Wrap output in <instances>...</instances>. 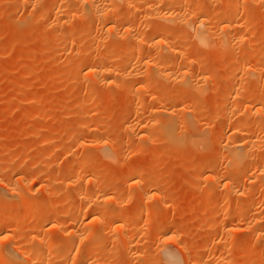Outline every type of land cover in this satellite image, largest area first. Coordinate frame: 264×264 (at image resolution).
<instances>
[{"label": "rangeland", "instance_id": "obj_1", "mask_svg": "<svg viewBox=\"0 0 264 264\" xmlns=\"http://www.w3.org/2000/svg\"><path fill=\"white\" fill-rule=\"evenodd\" d=\"M78 1L0 0V264H264V0Z\"/></svg>", "mask_w": 264, "mask_h": 264}, {"label": "bare ground", "instance_id": "obj_2", "mask_svg": "<svg viewBox=\"0 0 264 264\" xmlns=\"http://www.w3.org/2000/svg\"><path fill=\"white\" fill-rule=\"evenodd\" d=\"M74 1H76V0H74ZM78 1V0H77ZM79 1H82V2H84V3H86L88 6H89V9H88V11H89V13L90 14H92V15H94V16H97L98 18H102V17H99V15L101 16V13H102V10H100L99 8H97V7H95V2H96V0H79ZM78 1V2H79ZM105 1H107V0H105ZM110 1V0H109ZM108 1V2H109ZM111 1H114V2H116L115 0H111ZM122 1H124V0H122ZM126 1V3H130L131 2V0H125ZM118 2H120V1H118ZM132 2H133V0H132ZM236 1H234L233 2V4L231 3V7H233L234 8V6L236 5V3H235ZM107 3V2H106ZM62 6H63V4H61ZM117 5V2H116V4H115V6ZM102 15H103V13H102ZM105 15V14H104ZM96 17V18H97ZM116 20V19H115ZM204 22V21H203ZM189 25V24H188ZM204 26V23H201V24H198L197 25V27H196V29H197V36H199L198 38H200V39H202V41H203V39H205V38H203L204 37V33L201 31V28ZM76 57V56H75ZM95 63H97V62H95ZM99 63V62H98ZM88 63H86L84 66H86ZM91 65H92V63H91ZM90 65V63H89V65H87V67H85V68H88V69H90V71H91V73H102L103 75H105V79H106V77H111L112 75H115V73H116V71L118 70V69H116V68H114V69H107V70H103L102 68V70L101 69H99L100 67H102V66H99L100 64H96V66L94 67L93 65H95L94 63H93V65L91 66ZM101 65H102V63H101ZM83 66V67H84ZM89 66V67H88ZM98 66V67H97ZM81 72H82V70H81ZM81 72L79 71V72H73L74 74H72V78L74 79V78H77L78 76H81L80 74H81ZM99 73V74H100ZM98 74V75H99ZM101 74V75H102ZM97 75V74H96ZM95 75V76H96ZM107 78V79H108ZM138 92L139 91H137V94H138ZM143 92V91H142ZM141 92V94H143ZM166 92H165V90L164 91H162V92H159L158 93V95L157 96H160V97H163L164 96V94H165ZM148 95V94H147ZM262 95H264V94H262ZM262 95H260V96H262ZM155 95H152V94H149L148 95V99L149 100H155V97H154ZM260 98V97H259ZM262 99H263V97H262ZM261 99V100H262ZM257 124L258 123H261L260 121H258V122H256ZM255 123V124H256ZM256 124V126H258V125H260V126H258V127H261L262 128V124H258L257 125ZM247 137L246 136H244V134H243V137H242V140L240 141V142H237V144H235L234 146L231 144V146L230 145H228L227 147L229 148V152H230V154H228V155H230L229 156V161H230V164H232V167H233V169H231V170H234V169H238L240 166H239V164H240V162H244L243 160L247 157V152H248V155H249V151L250 150H248V148H249V146L252 144V143H249L248 141H247ZM98 141V140H97ZM99 144H100V141H99ZM103 143H101V145H102ZM105 145L106 144H104L103 145V147L102 146H100L101 148H105L106 150H108V147H105ZM98 146V145H97ZM226 147V148H227ZM105 149H102V150H105ZM105 152H109V151H105ZM104 152V153H105ZM110 154V153H109ZM104 155H106V154H104ZM110 156V155H109ZM249 157V156H248ZM244 158V159H243ZM263 161H264V158H263ZM227 162H228V160H227ZM229 164L227 163V166H228ZM230 166V168H231V165H229ZM229 168V167H228ZM233 172V171H232ZM78 175V174H77ZM219 175V174H218ZM263 175V177H264V173L262 174ZM215 176H217V175H215ZM122 177V176H121ZM214 177V176H213ZM218 178H219V176H217ZM214 178H216V177H214ZM213 178V179H214ZM217 178V179H218ZM217 179H215V181L217 180ZM264 179V178H263ZM137 183H140V181L138 180V181H136ZM73 183V182H72ZM73 185V184H72ZM8 189V188H7ZM8 192H10L9 190H8ZM54 191H52L51 193H53ZM79 192H81V191H79ZM48 193V192H47ZM78 193V192H77ZM11 194V193H10ZM13 194V193H12ZM16 194V193H15ZM19 194H21V193H19ZM81 194H83L82 192L81 193H79V195L77 194V198H76V202L74 203V209L75 208H77V209H82V207H84V206H86V203L88 202V200H89V203H92V202H94L93 203V205L95 204V202H96V200H94V199H92V198H87L86 196H82ZM86 195V194H85ZM9 196V195H8ZM16 196H18V194L16 195ZM20 196V195H19ZM89 196V195H88ZM116 196V195H115ZM209 196H211V195H209ZM10 197H12L11 195H10ZM90 197V196H89ZM94 197V196H93ZM116 198H117V196H116ZM10 199V198H9ZM110 200V201H113V199H114V197L112 198H107V200ZM116 200V199H115ZM118 200V199H117ZM97 201H99V200H97ZM106 201V200H105ZM88 204V203H87ZM96 205H98L97 203H96ZM131 205V204H130ZM88 206V205H87ZM97 207V206H96ZM129 207L130 206H128L127 207V209H129ZM142 207V206H141ZM76 210V209H75ZM104 213H106V210H105V212ZM123 213V210L122 211H118L117 212V216H119V215H121ZM74 220H75V218H74ZM6 221V220H5ZM76 221H77V219H76ZM75 221V222H76ZM81 221V220H80ZM100 223V222H99ZM2 224V223H1ZM0 224V225H1ZM74 224V223H73ZM3 226V225H2ZM57 226H59V223L57 224V223H55V224H52L51 225V227H52V229H57L58 227ZM59 227H61V226H59ZM92 227V226H91ZM91 227H89V229H91ZM124 228V227H123ZM134 228V227H133ZM2 229H5V228H2L1 226H0V233L2 232H4ZM121 229V228H120ZM173 229V228H172ZM88 230V228L86 229V231ZM123 230V229H122ZM121 230V231H122ZM120 231V232H121ZM68 232H69V230H68ZM67 232V233H68ZM90 232V231H89ZM66 233V234H67ZM87 233H88V231H87ZM65 234V233H64ZM92 234V233H91ZM1 235V234H0ZM6 236H7V234H5ZM82 235V234H81ZM86 235V234H85ZM85 235H83V236H85ZM88 235V234H87ZM94 235V234H93ZM104 235V234H103ZM2 236V235H1ZM66 236V235H65ZM91 236V235H90ZM24 237V236H23ZM86 237V236H85ZM98 237V236H97ZM99 237H100V235H99ZM6 238H8V236L6 237ZM88 238V237H87ZM252 238V237H251ZM255 239V238H254ZM258 240V239H257ZM48 244H50V243H48ZM46 245L47 246V248L49 247L50 248V245ZM43 248V247H42ZM48 248V249H49ZM45 248H43V250H44ZM162 249V248H161ZM141 250V249H140ZM143 250V249H142ZM8 252H10V251H8ZM162 252H165L164 254H163V257H164V255H166V260H167V262H168V264H179V261H178V257L176 256V254L174 253V252H172L167 246L166 247H164L163 248V251ZM138 253V252H137ZM137 253H136V255H137ZM2 255V254H1ZM133 256H135V255H133ZM132 256V257H133ZM2 258V257H1ZM17 258H18V256H17ZM165 258V257H164ZM264 258V257H263ZM3 259V258H2ZM74 259V258H73ZM75 260V259H74ZM264 260V259H263ZM3 261V260H2ZM47 261H48V259H47ZM164 261V260H163ZM8 264V263H7ZM33 264H46V256L44 255V254H39V255H37L34 259H33ZM201 264H203V263H201Z\"/></svg>", "mask_w": 264, "mask_h": 264}]
</instances>
